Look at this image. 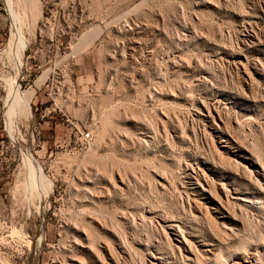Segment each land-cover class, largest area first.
I'll return each mask as SVG.
<instances>
[{
	"label": "rangeland",
	"instance_id": "374dc122",
	"mask_svg": "<svg viewBox=\"0 0 264 264\" xmlns=\"http://www.w3.org/2000/svg\"><path fill=\"white\" fill-rule=\"evenodd\" d=\"M151 257L264 264V0H0V264Z\"/></svg>",
	"mask_w": 264,
	"mask_h": 264
},
{
	"label": "bare ground",
	"instance_id": "6f19581e",
	"mask_svg": "<svg viewBox=\"0 0 264 264\" xmlns=\"http://www.w3.org/2000/svg\"><path fill=\"white\" fill-rule=\"evenodd\" d=\"M31 97H32V94L31 93H29V92H22V91H20L19 90V85L17 84L16 85V87L14 88V90H13V93H12V96H11V98H10V100H9V108H10V110H13L14 109V107H15V105H16V103L19 101V105H20V103H22L25 107H28L27 105H29V102H30V99H31ZM22 107V106H21ZM21 107H19V109L21 108ZM29 107H30V105H29ZM17 109H18V106H17ZM28 110V109H27ZM30 110V109H29ZM27 112H29V111H27ZM13 113V112H12ZM18 113H19V111H18ZM36 163H34V165H35ZM257 169V168H256ZM258 171V173L259 174H261L260 173V171L259 170H257ZM41 174H42V177H43V183H46L47 181H48V179L46 178V176L44 175L43 176V173L42 172H40ZM47 184V183H46ZM45 184V185H46ZM49 184V183H48ZM43 185V184H42ZM203 186V185H202ZM241 199H243V198H241ZM245 199V198H244ZM243 201V200H242ZM172 224V223H171ZM170 224V225H171ZM174 225H175V223H174ZM177 225V224H176ZM178 227V226H177ZM167 228V227H166ZM175 228V227H174ZM170 231H167L168 233L167 234H172L173 235V237H171V235L169 234L168 236H169V238H171V240L173 241V243H174V245L175 246H179L180 245V243H183V240L181 241V240H179L176 236L177 235H175L173 232H175V229H173V227H170ZM180 231V230H179ZM165 232V231H164ZM181 233H183V232H181ZM178 234V233H177ZM184 237V236H183ZM185 238V237H184ZM168 239V238H167ZM188 241V240H187ZM190 241V240H189ZM189 241H188V243H189ZM191 242V241H190ZM169 243V242H168ZM190 245H191V247H192V243H190ZM189 245V246H190ZM179 248H181V245H180V247ZM190 248V247H189ZM188 249V248H187ZM192 249V248H191ZM190 249V250H191ZM194 252H195V250L194 249H192ZM189 250H187V252H188ZM155 254H156V252H155ZM158 254V253H157ZM149 255H151V254H149ZM153 255V254H152ZM192 255V254H191ZM158 256V255H157ZM159 257H161V256H159ZM195 257H196V255H195ZM254 257V256H253ZM100 258V257H99ZM152 259L148 262L149 264H162V262L161 261H159L157 258H155V257H151ZM189 258V257H188ZM193 258V257H192ZM194 259V258H193ZM196 259V258H195ZM245 259V258H244ZM243 259V260H244ZM249 259V258H248ZM191 260V259H190ZM257 260V259H256ZM148 261V260H147ZM245 261V260H244ZM251 261V260H250ZM83 261H82V259H74V261H73V263H71V264H79V263H82ZM167 262V261H166ZM193 262H194V260H193ZM193 262H192V264H193ZM196 262V261H195ZM200 262V261H199ZM257 262V261H256ZM147 263V264H148ZM171 263V262H170ZM198 263V262H197ZM235 263V262H234ZM238 263V262H237ZM260 263V262H259ZM85 264V263H84ZM165 264V263H164ZM236 264V263H235ZM242 264V263H241ZM246 264H252V261H251V263L249 262H247Z\"/></svg>",
	"mask_w": 264,
	"mask_h": 264
}]
</instances>
